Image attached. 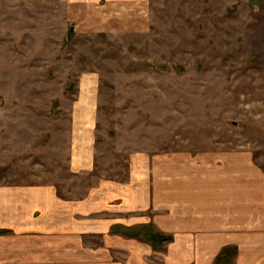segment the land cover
Returning a JSON list of instances; mask_svg holds the SVG:
<instances>
[{"label":"rangeland","instance_id":"374dc122","mask_svg":"<svg viewBox=\"0 0 264 264\" xmlns=\"http://www.w3.org/2000/svg\"><path fill=\"white\" fill-rule=\"evenodd\" d=\"M77 1L0 0V264H128L174 154L264 167V0Z\"/></svg>","mask_w":264,"mask_h":264},{"label":"crops","instance_id":"0c3cea01","mask_svg":"<svg viewBox=\"0 0 264 264\" xmlns=\"http://www.w3.org/2000/svg\"><path fill=\"white\" fill-rule=\"evenodd\" d=\"M84 18L70 14L79 27ZM14 68L0 63L1 79ZM173 158L180 167L155 173L128 200L135 215L113 223L117 237H128V264H264V167L242 149ZM10 190L0 189L2 211ZM14 219L0 218V229L20 224Z\"/></svg>","mask_w":264,"mask_h":264}]
</instances>
